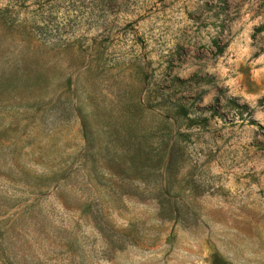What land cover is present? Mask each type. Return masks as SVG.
Here are the masks:
<instances>
[{"label": "rangeland", "instance_id": "rangeland-1", "mask_svg": "<svg viewBox=\"0 0 264 264\" xmlns=\"http://www.w3.org/2000/svg\"><path fill=\"white\" fill-rule=\"evenodd\" d=\"M39 2L0 0V264H264V0H55L60 48Z\"/></svg>", "mask_w": 264, "mask_h": 264}, {"label": "trees", "instance_id": "trees-1", "mask_svg": "<svg viewBox=\"0 0 264 264\" xmlns=\"http://www.w3.org/2000/svg\"><path fill=\"white\" fill-rule=\"evenodd\" d=\"M20 1L21 3L27 1V0H16ZM55 0H40L39 3H34V5H37V9L34 11V17H33V31L37 37L40 39L47 41L52 45L53 47L60 48L65 47L69 42L70 38L73 37V35H70L71 32H61L62 28L66 25L64 23H69L68 19L54 15L52 16L51 13H48V11L45 9V6L49 3L53 2ZM47 8V7H46ZM46 10V11H45ZM53 19V22L51 21ZM70 24V23H69ZM264 31V25L260 26L256 29V32H262ZM224 47H217V54H221L223 52ZM172 82H176L179 85H183L187 83V81L180 80L178 78L172 79ZM158 92V90H156ZM160 99H162V94L159 95ZM231 107L234 108L235 115L242 114L243 111L248 110V116H250L251 111H249V108L246 105H239L235 101H230ZM136 107H139V110L141 109L142 105L137 104ZM172 108L175 109V113L177 116V119L182 120L187 116L186 112H182L183 107L179 104H174ZM252 122V121H251ZM141 149H144L143 147Z\"/></svg>", "mask_w": 264, "mask_h": 264}]
</instances>
